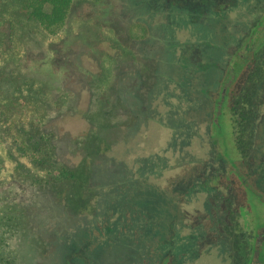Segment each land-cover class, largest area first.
Segmentation results:
<instances>
[{"label": "rangeland", "instance_id": "1", "mask_svg": "<svg viewBox=\"0 0 264 264\" xmlns=\"http://www.w3.org/2000/svg\"><path fill=\"white\" fill-rule=\"evenodd\" d=\"M24 2L0 0V198L28 206L0 264H244L264 85L219 99L231 47L210 31L241 45L261 1L71 0L52 29Z\"/></svg>", "mask_w": 264, "mask_h": 264}, {"label": "flooded vegetation", "instance_id": "2", "mask_svg": "<svg viewBox=\"0 0 264 264\" xmlns=\"http://www.w3.org/2000/svg\"><path fill=\"white\" fill-rule=\"evenodd\" d=\"M260 1L261 2L259 3L258 6V9L261 11L260 15L258 16V18L253 20L254 22L251 23V25H248L249 29L241 45L239 43L235 44L236 43L235 31L234 29L229 27L228 24L226 26V31H224V29L220 30L218 27L212 30L214 33L210 31L213 37L214 36L217 37L220 34V32L225 33L226 35L224 39L226 41L225 47H228V45L229 47H231L230 53L227 50L228 58L232 57V61L230 63L231 68L229 66V73H231L232 76L229 77L228 79L231 82L230 88H229V81L227 84L230 91L229 93L228 91L227 93H225V91L220 90V93L218 94L219 96L218 98L221 100L223 99L227 100L228 98L231 101H233V99H235L234 88L238 84L240 86L242 85L243 87L245 86V84H247L248 88L253 87L254 89H257V87L260 84L262 86V81L264 85V0H260ZM235 6L236 5H234V7ZM239 46L240 47L242 46L243 48L239 49L240 48ZM225 47L222 46L221 54L225 52L224 50ZM204 52H206V50H204ZM232 55L235 57L238 55L239 60L236 61L235 57H233ZM229 60L230 59L227 60V66ZM247 68H249L250 70H247ZM234 70H236L237 73H235ZM242 75H243L242 77L243 80L240 79ZM208 88L209 90L211 89L210 87ZM248 88L247 90L243 91V95L246 97L250 96L248 95V90H249ZM240 118L242 119V121H244L246 116L241 115ZM236 122L237 121L234 120V117L232 115L229 119L230 127H234ZM260 122L261 121H258L256 126H258ZM251 127L252 130L248 131V135L243 139L244 140L243 142L240 141L239 136L237 140H234L235 137L233 136V142L235 144L237 143V147H238V149L236 150L237 152L238 150H240L241 143H243L244 145L246 144V147L244 148H248L249 153H252L253 150H256L255 145L257 142L255 140L256 137L255 130L257 127L255 128L253 127V125ZM261 191L263 192V194H259V193L254 194V196L251 195L252 197H248L244 200L245 203L246 201L249 202V204L246 203V206L250 208V214H251L250 217L254 220L253 223L255 224V225L253 224L252 229L250 231L248 230L246 236L245 246L248 249L245 254L244 264H248L247 260L252 259L255 256V254L260 252L264 254V196L262 197V195H264V191L263 190ZM258 229L260 230L258 231Z\"/></svg>", "mask_w": 264, "mask_h": 264}, {"label": "trees", "instance_id": "3", "mask_svg": "<svg viewBox=\"0 0 264 264\" xmlns=\"http://www.w3.org/2000/svg\"><path fill=\"white\" fill-rule=\"evenodd\" d=\"M71 0H29L24 2L23 8L28 17L41 22L46 28H56L59 26L67 13ZM44 3H48L50 8L44 9ZM214 180H211L213 183ZM28 208L27 205H21L19 202L12 200L8 196V192L3 190V195L0 198V234L13 231L18 224L15 222L17 218L16 213L23 214L24 210ZM3 211L10 214L5 215ZM3 264V263H2ZM8 264V263H5ZM9 264H17L15 262Z\"/></svg>", "mask_w": 264, "mask_h": 264}, {"label": "crops", "instance_id": "4", "mask_svg": "<svg viewBox=\"0 0 264 264\" xmlns=\"http://www.w3.org/2000/svg\"><path fill=\"white\" fill-rule=\"evenodd\" d=\"M131 195V194H130ZM132 196V195H131Z\"/></svg>", "mask_w": 264, "mask_h": 264}]
</instances>
